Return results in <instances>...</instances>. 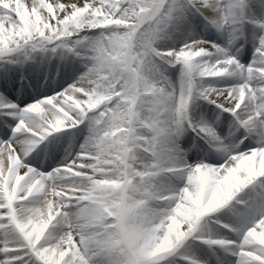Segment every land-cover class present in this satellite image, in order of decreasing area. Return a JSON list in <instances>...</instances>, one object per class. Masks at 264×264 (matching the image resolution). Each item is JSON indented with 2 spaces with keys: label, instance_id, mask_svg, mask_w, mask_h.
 I'll use <instances>...</instances> for the list:
<instances>
[{
  "label": "snow or ice",
  "instance_id": "obj_1",
  "mask_svg": "<svg viewBox=\"0 0 264 264\" xmlns=\"http://www.w3.org/2000/svg\"><path fill=\"white\" fill-rule=\"evenodd\" d=\"M0 264H264V0H0Z\"/></svg>",
  "mask_w": 264,
  "mask_h": 264
},
{
  "label": "rangeland",
  "instance_id": "obj_2",
  "mask_svg": "<svg viewBox=\"0 0 264 264\" xmlns=\"http://www.w3.org/2000/svg\"><path fill=\"white\" fill-rule=\"evenodd\" d=\"M45 143H47V142H45ZM40 147H41V148H43V147H44V145L42 144Z\"/></svg>",
  "mask_w": 264,
  "mask_h": 264
}]
</instances>
